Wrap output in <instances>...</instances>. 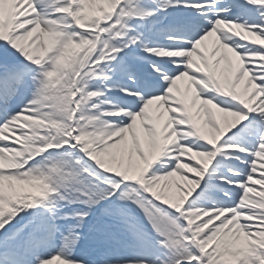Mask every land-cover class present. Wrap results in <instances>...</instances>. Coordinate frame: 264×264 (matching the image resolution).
<instances>
[{
  "label": "snow or ice",
  "instance_id": "6c2138e0",
  "mask_svg": "<svg viewBox=\"0 0 264 264\" xmlns=\"http://www.w3.org/2000/svg\"><path fill=\"white\" fill-rule=\"evenodd\" d=\"M0 264H264V0H0Z\"/></svg>",
  "mask_w": 264,
  "mask_h": 264
}]
</instances>
